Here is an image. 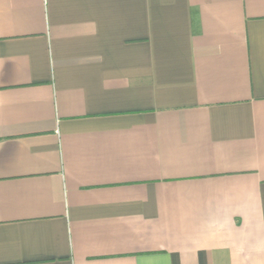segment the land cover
I'll list each match as a JSON object with an SVG mask.
<instances>
[{"label": "crops", "instance_id": "obj_1", "mask_svg": "<svg viewBox=\"0 0 264 264\" xmlns=\"http://www.w3.org/2000/svg\"><path fill=\"white\" fill-rule=\"evenodd\" d=\"M0 264H264V0H0Z\"/></svg>", "mask_w": 264, "mask_h": 264}]
</instances>
